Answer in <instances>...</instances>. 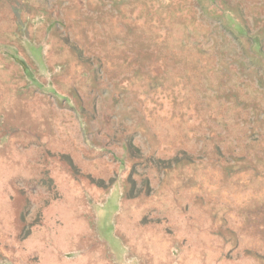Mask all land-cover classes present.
Here are the masks:
<instances>
[{
  "label": "rangeland",
  "instance_id": "obj_1",
  "mask_svg": "<svg viewBox=\"0 0 264 264\" xmlns=\"http://www.w3.org/2000/svg\"><path fill=\"white\" fill-rule=\"evenodd\" d=\"M0 264H264V0H0Z\"/></svg>",
  "mask_w": 264,
  "mask_h": 264
},
{
  "label": "trees",
  "instance_id": "obj_2",
  "mask_svg": "<svg viewBox=\"0 0 264 264\" xmlns=\"http://www.w3.org/2000/svg\"><path fill=\"white\" fill-rule=\"evenodd\" d=\"M188 41H190V39H189ZM183 45H184V46H187V45H188V44H187V40H183Z\"/></svg>",
  "mask_w": 264,
  "mask_h": 264
}]
</instances>
